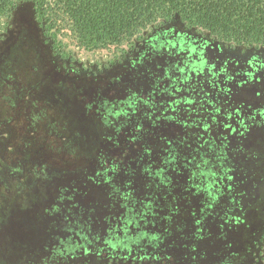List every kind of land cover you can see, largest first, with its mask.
Returning a JSON list of instances; mask_svg holds the SVG:
<instances>
[{"label":"trees","instance_id":"obj_1","mask_svg":"<svg viewBox=\"0 0 264 264\" xmlns=\"http://www.w3.org/2000/svg\"><path fill=\"white\" fill-rule=\"evenodd\" d=\"M25 5L31 7L36 30L44 37L60 78L118 80L119 72L128 74L148 63L130 111L104 110L90 117L98 123L107 121L106 138L83 139L95 129L90 118L44 110V163L31 160L33 182L44 174L47 190L54 176H63L68 186L63 187L59 206L44 202V245L36 244L33 235L42 224L33 218L32 236L31 232L27 238L10 236L8 227L2 231L6 238L0 243V259L21 264L20 254L28 251L24 264H202L206 251L212 254V264H264V224L263 229L250 231L256 229L255 210L262 200L248 184L264 135L245 126H229L225 135L219 131L232 118L229 111L246 113L242 122L255 119L257 126L264 119V109L253 107L264 106V0H0V44L17 36L15 15ZM62 27L85 51L113 47L116 53L86 66L63 43ZM166 55L168 60H163ZM153 59L159 60L149 68ZM182 59L188 61L193 77L173 73ZM44 97V103L52 106L53 97ZM0 99L12 106L10 98ZM54 115L64 118L66 126L52 121ZM109 115L115 121L108 123ZM42 119L43 114L31 113L27 127L34 128ZM209 169L216 176L231 174L230 193L219 211L216 205L222 193L219 187L213 193L209 190ZM16 173V167L0 168V178L8 174L16 179ZM129 188L145 192L148 207L156 210L151 214L165 234H156L154 240L124 238L134 247L129 254L90 250L74 257L65 245L70 234L79 237L78 228L84 226L97 241L99 229L108 232L115 221L95 212L87 194L96 193L97 207L112 200L111 207L116 208L122 206V194L111 198V193ZM156 193L175 198L158 208ZM66 206L84 215L89 212L76 223V233L62 212ZM246 213L248 217L242 218ZM233 224L238 225L241 239L236 238L239 234L229 235L219 250L213 248L214 237H224L221 232ZM114 238L115 242L102 241L113 249L120 244ZM12 250H20L19 255H12Z\"/></svg>","mask_w":264,"mask_h":264},{"label":"rangeland","instance_id":"obj_2","mask_svg":"<svg viewBox=\"0 0 264 264\" xmlns=\"http://www.w3.org/2000/svg\"><path fill=\"white\" fill-rule=\"evenodd\" d=\"M15 20L18 27V32H16L17 36L14 35L11 38L7 37V39L0 44V97H8L12 101V106H8L0 99V168H17L16 179H13L12 176H8V174L0 178V232L8 227L11 233L10 236L17 237V235H21V237L25 236V238H27L29 232H31L30 235L32 236L33 231H31L29 224L30 221L35 218L36 221H41L42 224V226L39 227V232L37 231L33 235L37 238L36 244L40 246L44 245L45 238L44 202H47V204H45L47 206H59L62 203L58 200L64 193L63 187L66 185L68 186L69 181L66 180V178L64 179L63 176L59 178L54 176L50 180V183H48L50 188L47 190H44V174L41 180L33 182L31 160L37 159L39 164L44 163V110L50 113H53V110H65L63 113L69 114L73 119L94 117L97 116L100 111L104 110L110 111L111 114L121 109L129 110L133 105L134 95L138 93L141 88L142 76H140V74L145 72L148 62L145 61L143 64L137 66L134 71H129L128 74L124 72L120 74L119 72L118 74L122 76H120L118 80H71L69 78H60L52 60L54 57L51 56L50 49L44 43L43 37H41V35L39 36L36 30L32 20L31 7L25 5L18 9ZM60 32L59 36L69 50L73 52L75 59L82 61L86 66L107 61L116 53L113 47L85 51L75 44L73 39L69 36L68 31L64 30L63 27ZM189 48V46L183 48L184 53H187ZM187 59L189 60V58ZM158 60L159 59H157V61H155V59L151 60L148 67L150 68L152 65H155ZM163 60H168L167 55ZM180 62L177 67L175 66L176 68H173V73L175 74L176 71H178L177 75L188 74L189 77H193L194 74L189 69L187 64L188 61L186 62L185 59H182ZM44 79H46L47 84L44 82ZM45 95L53 97L50 99V102H53L52 106L48 105V103H44ZM33 103L34 106H31ZM246 104H250V102H246ZM253 107L264 109V106H257L256 104L253 105ZM33 112L43 114V119L36 122L34 128H28L27 125L30 114ZM232 112L233 111H229L232 118H229V123L226 124L225 128L220 127V133L225 135L229 126L237 129L245 126L251 132L264 135V119L258 121L257 123H259V125L257 126L255 124L256 122H253L256 121L255 119H250L249 121L244 120V122H242V118H245L246 113L240 112L241 114L238 115L235 111ZM248 115L250 114L248 113ZM57 116L58 115H54L52 121L57 123L61 121L58 125L66 126L65 119H60L59 116ZM87 120L88 123H93L94 126L92 127H95V129H92L89 134L87 133L86 137L83 139L100 140L102 136L105 138L107 137L104 135V126L107 124L105 123L107 121L104 120V124L103 122L98 123L93 118ZM107 120L108 123L115 121L110 115ZM82 121L84 124H87L86 121ZM21 140L24 144L28 143L27 148H23L24 150L22 149L24 144L19 143ZM261 140L263 141L260 143V146H258L261 156L258 158V161H254L248 175V177L250 176V178H248V184L257 189L256 192L260 195V200H262V203L257 205L255 210L254 224L256 229L250 228L251 232H255L259 228L260 230L263 229L261 227L264 224V139ZM21 149L23 152H21ZM208 174L209 176L212 175L208 177L207 184L208 186L212 185V188H209L211 193L215 192L217 187H219L222 193L220 197L221 200L218 201L216 205L217 211L222 210V205H225L224 201L227 199V194L230 193L227 187L232 184L230 179H228V176H231V174L226 173L222 176H216L210 169ZM235 191L236 190H234V192ZM165 192L167 195L170 194L167 191ZM94 193H88L85 199L91 202L92 206L94 205L95 212L100 210L99 213L103 215L107 216V214H109L108 217L115 218V221L109 224L108 232L105 231L103 227V229H99V240L97 241L94 240V232L88 233L84 226L78 228L80 231L79 237L70 234V238L65 242V245L67 250L70 251L74 257L77 258L90 253V250L95 251L96 254L102 252L129 254V252L134 250V247L131 246V244H127L124 238L139 236L144 239L154 240L156 234L162 232L154 215L151 214L153 211L156 212V210L148 207L150 204L147 203L150 202V199L145 192L131 188L126 189V192L120 190L113 191L111 193V198L122 194V199H120L122 206H117L116 208L111 207L112 200H110V204L102 201L99 203V207H97L95 203L100 200L95 199L96 193ZM174 193H176V200H178L180 196V194L178 195L179 191ZM141 194L144 196L146 195V197L143 196V198H141ZM155 195L157 196L158 208L168 200L171 201V199L175 198H173V194L168 197L169 199L159 196L160 194L158 193ZM154 200L152 202H154ZM185 200L186 199H183L182 202ZM133 201L135 202L134 204ZM72 202L76 204L75 201ZM67 204L69 203L67 202ZM62 212L69 217L70 225L75 233L77 232L76 223L79 224V221L83 220L81 218L89 214V212H87V215L86 213L84 215L82 212L80 213L78 211V208L67 206ZM235 216L237 217L238 215L235 214ZM38 217L39 220L36 219ZM243 217L244 219L248 217L247 213L242 216V218ZM173 218L175 217L173 216ZM72 224H74V226ZM224 227H226V224H224ZM114 228H117V230H114ZM19 229L22 231L18 232ZM224 230V232H221L224 237H220L219 235L214 237L212 242L213 248H218L219 250V247L223 245L225 238L229 235L236 237V234H239L236 238L241 239V234L237 231V224L234 226L231 225V229L225 228ZM163 234L165 233L162 232V235ZM113 236L118 238L117 242L120 241V244L113 245L112 249L108 248L102 240L104 238H111L110 241L115 242L116 239ZM5 238V233H0V243L4 241ZM87 241L92 242V247L88 245ZM200 245L205 246L207 244L206 242H202ZM14 248L15 247L12 249ZM210 249H212V247ZM19 251L20 250H12L11 254L13 253L12 255L15 256L19 255ZM234 251H238L236 247ZM27 252L28 251L20 254L19 258L21 264L27 262V260L24 259V256H28L29 254V252ZM204 258L201 260L202 264H212V254H207L205 251ZM0 261V264H5L3 260L0 259ZM28 264H30L29 261Z\"/></svg>","mask_w":264,"mask_h":264},{"label":"flooded vegetation","instance_id":"obj_3","mask_svg":"<svg viewBox=\"0 0 264 264\" xmlns=\"http://www.w3.org/2000/svg\"><path fill=\"white\" fill-rule=\"evenodd\" d=\"M43 39H44V37H43Z\"/></svg>","mask_w":264,"mask_h":264}]
</instances>
